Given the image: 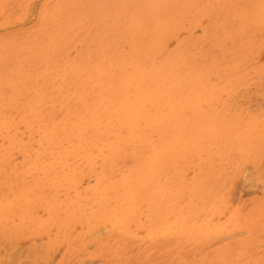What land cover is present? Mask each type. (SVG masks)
<instances>
[{
  "label": "rangeland",
  "instance_id": "374dc122",
  "mask_svg": "<svg viewBox=\"0 0 264 264\" xmlns=\"http://www.w3.org/2000/svg\"><path fill=\"white\" fill-rule=\"evenodd\" d=\"M263 179L264 0H0V264H264Z\"/></svg>",
  "mask_w": 264,
  "mask_h": 264
},
{
  "label": "bare ground",
  "instance_id": "6f19581e",
  "mask_svg": "<svg viewBox=\"0 0 264 264\" xmlns=\"http://www.w3.org/2000/svg\"><path fill=\"white\" fill-rule=\"evenodd\" d=\"M203 23H204V22H203ZM182 35H183V34H182ZM179 37H180V36H179ZM214 81H215V80H214ZM214 81H212V82H214ZM235 98H236V97H235ZM221 100H222V97H221ZM230 101H231V100H230ZM228 103H229V102H228ZM213 106H215V105H213ZM216 106H217V105H216ZM147 107H148V106H147ZM218 107H219V106H218ZM218 107H217V108H218ZM226 107H227V106H226ZM203 108H204V107H203ZM220 112H221V111H220ZM225 112H226V111H225ZM223 113H224V111H223ZM220 114H221V113H220ZM141 124H142V123H141ZM258 127H260V125L257 126V128H258ZM158 133H159V132H158ZM258 134H259V133H258ZM18 136H19V135H18ZM154 137H155V136H154ZM141 139H142V138H141ZM139 148H140V147H139ZM69 161H70V160H69ZM98 161H99V160H98ZM205 166H206V165H205ZM261 167H262V166H261ZM165 171H166V170H165ZM195 171H196V170H195ZM247 171H248V170H247ZM249 171H250V170H249ZM245 172H246V171H245ZM243 174H244V173H243ZM250 174H251V173H250ZM245 175H246V174H245ZM248 175H249V173H248ZM248 175H247V176H248ZM46 177H47V176H46ZM240 178H241V177H240ZM251 178H252V177H250V179H251ZM262 178H263V176H262ZM250 179H249V180H250ZM161 180H162V179H161ZM251 180H252V179H251ZM251 180H250V181H251ZM263 181H264V179H263ZM253 182L255 183V180H253ZM253 182L251 181L250 184H253V186H254V183H253ZM263 184H264V182H263ZM263 184H262V182H261V185H263ZM168 185H169V184H168ZM255 186H256V183H255ZM120 191H121V190H120ZM60 198H61V197H60ZM226 214H227V213H226ZM107 227H108V226H107ZM76 229H77V228H76ZM226 229H227V228H226ZM101 231L103 232L104 230L101 229L100 232H101ZM98 232H99V231H98ZM104 232H105V231H104ZM95 233H96V232H95ZM95 233H94V235L96 236L97 233H96V234H95ZM72 234H73V233H72ZM72 234H71V235H72ZM236 234H237V236H238V235L241 234V233H236ZM241 235H242V234H241ZM60 236H61V234H60ZM91 236H93V235H91ZM91 236H90V237H91ZM51 237H52V236H51ZM86 238H87V237H86ZM219 239H221V238H219ZM219 239H218V240H219ZM222 239H223V238H222ZM224 239H225V238H224ZM224 239H223V240H224ZM38 241H39V240H38ZM18 244H19V243H18ZM19 245H20V244H19ZM22 246H23V245H22ZM60 249H61V248H60ZM15 253H16V252H15ZM19 253H20V252H19ZM12 255H13V254L11 253V256H12ZM14 255H15V254H14ZM5 256H6V255H5ZM15 256H16V255H15ZM28 257H29V255H28ZM19 258H20V257H19ZM12 260H13V258H12ZM10 261H11V260H10ZM13 261H14V260H13ZM16 261H17V260H16ZM5 262H7L6 259L4 260V263H5ZM11 262H12V261H11ZM11 262H10V263H11ZM17 262H18V261H17ZM8 263H9V262H8ZM10 263H9V264H10ZM12 263L15 264V262H12ZM24 263H25V262H24ZM86 263H87V262H86ZM5 264H6V263H5ZM22 264H23V263H22ZM28 264H30V263H28Z\"/></svg>",
  "mask_w": 264,
  "mask_h": 264
}]
</instances>
